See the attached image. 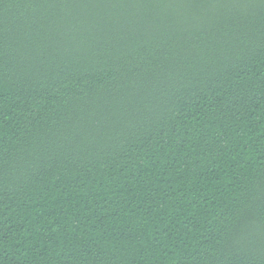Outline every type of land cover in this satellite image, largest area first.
I'll use <instances>...</instances> for the list:
<instances>
[{
	"label": "trees",
	"instance_id": "obj_1",
	"mask_svg": "<svg viewBox=\"0 0 264 264\" xmlns=\"http://www.w3.org/2000/svg\"><path fill=\"white\" fill-rule=\"evenodd\" d=\"M0 264H264V0H0Z\"/></svg>",
	"mask_w": 264,
	"mask_h": 264
}]
</instances>
